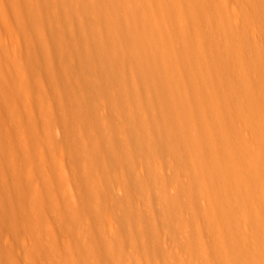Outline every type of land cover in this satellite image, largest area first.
Returning <instances> with one entry per match:
<instances>
[{
	"label": "rangeland",
	"instance_id": "374dc122",
	"mask_svg": "<svg viewBox=\"0 0 264 264\" xmlns=\"http://www.w3.org/2000/svg\"><path fill=\"white\" fill-rule=\"evenodd\" d=\"M28 1L0 0V264H264V0Z\"/></svg>",
	"mask_w": 264,
	"mask_h": 264
},
{
	"label": "bare ground",
	"instance_id": "6f19581e",
	"mask_svg": "<svg viewBox=\"0 0 264 264\" xmlns=\"http://www.w3.org/2000/svg\"><path fill=\"white\" fill-rule=\"evenodd\" d=\"M27 1H28V0H27ZM29 1H30V0H29ZM29 1H28V2H29ZM159 1H160L159 4H161V3H162V0H159ZM136 2H139V0L136 1ZM144 2L147 3L148 1H147V2L144 1ZM163 2H164V1H163ZM165 2H168V1L165 0ZM165 2H164V3H165ZM169 2H170V1H169ZM169 2H168L167 4H170ZM133 3H135L134 0H133ZM140 3H141V2H139V4H135V9H136V5H140ZM171 3H172V1H171ZM167 4H164V6H165L166 8H167V6H170V5H167ZM133 5H134V4H133ZM133 5H131V6H133ZM153 5H154V4H153ZM153 5L151 6L152 10H153V7H154ZM156 5H157V4H156ZM162 5H163V3L161 4V7H162ZM146 6L149 7L148 9H150V6L147 5V4L145 5V7H144V6H140V7H141V9H143V8H146ZM164 6H163V7H164ZM133 7H134V6H133ZM133 7H131V10H132ZM140 7H139V8H140ZM142 7H143V8H142ZM158 7H160V5H158ZM163 7H162L161 11L163 10ZM170 7H171V6H170ZM139 8H138V9H139ZM155 8H156V6H155ZM173 8H174V6H173ZM133 9H134V8H133ZM135 9H134V10H135ZM141 9H140V10H141ZM156 9H157V8H156ZM159 9H160V8H159ZM159 9H158V10H159ZM168 9L170 10V8H168ZM168 9L165 10V8H164L163 11H164V12L167 11V13H166L167 15H166V16H170V15H171V16H170V19H172V18L174 17V15H173V17H172V14H169L170 12H169ZM174 9H175V8H174ZM174 9H172V10L175 11ZM140 10H136V11H140ZM143 10H144V9H143ZM132 11H133V10H132ZM141 11H142V10H141ZM146 11L149 12L148 10H145V12H146ZM150 11H151V10H150ZM151 12H152V11H151ZM155 12H157V11L155 10ZM168 18H169V17H168ZM0 19H1V21H2V27L5 28L4 25H5V23L8 22V19H7L6 15H5L4 13H0ZM172 21H173V20H172ZM3 24H4V25H3ZM2 27H1V28H2ZM4 28H2V29L4 30V35L7 36V37H9V38L11 39V41L13 42L14 38H13V34H12L11 29H9L8 27H6L5 29H4ZM128 30H129V29H128ZM132 30H134V29H132ZM157 30H159V32L161 31V29H159V28H158ZM157 30H156V31H157ZM1 32H3V31L1 30ZM129 32H130V30H129ZM159 32H158V33H159ZM156 33H157V32H156ZM136 34H137V33H136ZM164 34H165V32H164ZM164 34L161 35V36L158 34L159 37H160L159 39H161V42H163L165 45H166V44H169V46H170V43L167 41V39H168L167 37H169V36L166 37V35H164ZM166 34H167V33H166ZM187 38H188V37H187ZM171 43H172V42H171ZM146 52H147V51H146ZM147 55L151 56L152 54L147 53ZM149 56H147L148 59H149ZM171 56H172V55H171ZM12 57H13V56H12ZM14 57H15V55H14ZM145 57H146V54H145ZM16 58H17V56H16ZM151 58L154 59V58H153V55H152ZM12 60H13V58H12ZM14 60H15V59H14ZM14 60H13V61H14ZM16 61H18V60L16 59ZM18 62H19V61H18ZM18 62H17V63H18ZM165 67H166V66H165ZM165 67H164V68H165ZM171 68H172V67H171ZM171 68H170V66H169V71H170L171 75H172V76L174 75V78H176V75L174 74V73H175V68H174V69H171ZM167 69H168V66L166 67V71H165V73L167 72ZM170 69H171L172 71H171ZM15 71H16V70H15ZM169 71H168L167 73H169ZM16 72H17V71H16ZM17 76H18V73L16 74V77H17ZM176 82H178L177 79H176ZM21 84L23 85V83L21 82L20 85H18L19 88H18V90H17L16 92L18 93L17 96H19V97L22 98L23 95H24V97H26V96H25L26 94L23 93V92H24V90L22 89L23 87L20 88V87H21ZM11 87H12V86H11ZM14 88H15V87H14ZM183 88H184V87H183ZM19 89H20V90H23V92L20 91ZM17 96H16V97H17ZM17 98H18V97H17ZM187 134H188V137H189V138H190L191 136L193 137V131H192L191 129L187 130ZM50 189H51V188H49V190H50ZM52 189H54V188H52ZM52 189H51V190H52ZM50 193H52V192H50ZM38 194H40V193L38 192ZM41 195H42V194H41ZM35 196H36V198H37V193H36ZM47 196H48V195H47ZM48 197H49V196H48ZM53 197H54V196H53ZM40 199H41V198H40ZM90 252H91V250H90ZM70 259H71V258H70ZM71 262H72V261H71Z\"/></svg>",
	"mask_w": 264,
	"mask_h": 264
}]
</instances>
